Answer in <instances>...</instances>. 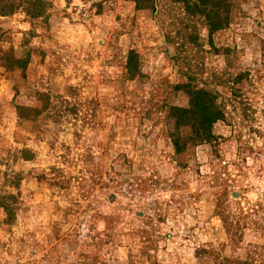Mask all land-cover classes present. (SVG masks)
<instances>
[{
  "label": "rangeland",
  "instance_id": "obj_1",
  "mask_svg": "<svg viewBox=\"0 0 264 264\" xmlns=\"http://www.w3.org/2000/svg\"><path fill=\"white\" fill-rule=\"evenodd\" d=\"M201 1L0 0V264H264V0Z\"/></svg>",
  "mask_w": 264,
  "mask_h": 264
},
{
  "label": "trees",
  "instance_id": "obj_2",
  "mask_svg": "<svg viewBox=\"0 0 264 264\" xmlns=\"http://www.w3.org/2000/svg\"><path fill=\"white\" fill-rule=\"evenodd\" d=\"M136 2V4H140V0H133ZM142 1H151V0H142ZM184 1V0H183ZM212 0H202L201 3L203 5H207L209 3H211ZM4 8V7H3ZM188 8L190 11H194L192 9V7H190L188 5ZM3 16H6V15H3ZM219 19H217L218 21ZM218 22H221V20H219ZM209 26H210V30H209V33L210 35L212 36L215 32L223 29L224 25H220V24H217V23H214V22H211L209 23ZM191 87V85L189 86V88ZM186 88V86H185ZM192 88V87H191ZM190 88V89H191ZM203 92L201 91H191L189 92V96L191 98V102H192V108H193V111L194 110H197L200 112V115H202L203 117V120L205 121V123H208V125L212 124L213 122H215V120H217L219 117H213L212 113H213V107H212V103H208L207 104V101H206V96L204 94H202ZM205 96V97H204ZM176 110V109H175ZM176 111H182V114H190L191 112H193L192 110L190 111V109H177Z\"/></svg>",
  "mask_w": 264,
  "mask_h": 264
}]
</instances>
